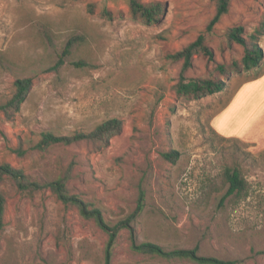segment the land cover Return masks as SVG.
Returning <instances> with one entry per match:
<instances>
[{
    "label": "rangeland",
    "instance_id": "1",
    "mask_svg": "<svg viewBox=\"0 0 264 264\" xmlns=\"http://www.w3.org/2000/svg\"><path fill=\"white\" fill-rule=\"evenodd\" d=\"M140 1L165 5L155 23L133 19L128 0H0V105L15 79H32L18 110H0V164L24 175L22 186L9 178L0 184V264H103L107 234L44 185L67 170V194L110 224L142 192L132 222L139 241L264 264V0H233L210 30L214 0ZM238 26L263 58L237 72L229 65L244 47L226 30ZM200 34L213 56L194 54L185 78L223 77L216 66L224 64L228 79L223 90L195 98L176 91L182 60L167 55ZM111 118L122 128L106 145L37 147L43 132H88ZM171 149L175 161L162 156ZM233 167L246 190L223 199L224 173ZM111 264L198 263L136 253L121 229Z\"/></svg>",
    "mask_w": 264,
    "mask_h": 264
},
{
    "label": "trees",
    "instance_id": "2",
    "mask_svg": "<svg viewBox=\"0 0 264 264\" xmlns=\"http://www.w3.org/2000/svg\"><path fill=\"white\" fill-rule=\"evenodd\" d=\"M233 0H214V14L209 20L206 29L210 30L218 20L226 14L229 10L230 4ZM128 11L133 19H138L144 24L155 23L161 14L164 12V7L161 2H142L140 0H128ZM242 27H231L226 30V37L229 41L240 43L244 47V53L239 61L233 60L230 63L232 71H240V69L248 70L258 67L262 58L263 50L254 40L246 41L241 36ZM68 45L64 47L53 69H57L64 62L63 57L69 52ZM202 53L209 58H212L213 51L206 43L204 35L200 34L195 40L190 42L187 46L168 54L167 56L172 60H182L180 78L176 85V91L181 95L192 96L195 98L210 95L215 92L223 90L227 86L228 74L224 64L216 66L218 72L221 74L220 78L211 77H194L185 78L184 71L191 66V59L194 54ZM75 66H80L78 62L73 63ZM32 86V79L30 77L17 78L14 81V92L11 97L2 105L0 110L7 112L8 110H18L21 103L25 100L30 88ZM122 128V121L117 118H111L96 125L88 132L75 131L68 135H57L50 131L43 132L37 147L39 149H46L55 144L62 143L65 145L85 140L100 147L108 144L111 137L119 134ZM178 152L176 150H169L162 153V156L168 160L175 161ZM70 171H65V174L50 181L45 186H49L59 199L65 202L75 204L80 213L87 217L93 218L96 224L107 234V240L104 246L103 264H111L112 251L118 233L121 229H127L129 233L130 248L140 254L156 256L166 260L171 259H187L198 264H232L230 260H222L213 256H204L197 253L194 248H165L164 246L151 242L139 241L132 228V222L143 210L144 198L142 192L139 194L135 208L120 218L113 224L107 223L103 218L101 211L98 208H89L85 203L74 196L68 195L66 192V182L69 178ZM225 184L227 186L223 199L231 194H241L246 190V181L241 175L238 168H227L224 173ZM13 179L17 184L22 186L21 180L24 175L21 170L10 166L8 163L0 164V184L5 179ZM33 186H40L36 183H31ZM6 200L3 192L0 189V232L3 229V214Z\"/></svg>",
    "mask_w": 264,
    "mask_h": 264
}]
</instances>
